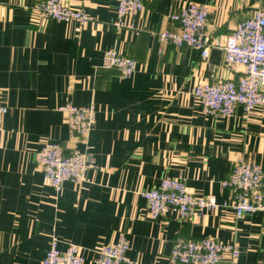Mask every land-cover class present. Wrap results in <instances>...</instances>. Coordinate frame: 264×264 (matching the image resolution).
Segmentation results:
<instances>
[{
	"label": "crops",
	"instance_id": "0c3cea01",
	"mask_svg": "<svg viewBox=\"0 0 264 264\" xmlns=\"http://www.w3.org/2000/svg\"><path fill=\"white\" fill-rule=\"evenodd\" d=\"M39 1L0 0V105L8 108L0 113V264H42L54 237L61 250L79 245L84 264H99L100 248L122 235L131 264H170L177 239L206 236L238 244L235 262L220 264H264V210L237 219L222 183L239 160L264 168V107L207 114L194 86L236 80L243 66L226 65L221 46L202 58L159 37L177 27L171 12L195 2L208 7L210 39L223 45L264 0H144L122 27L118 0H63L92 16L86 24L39 18ZM110 48L136 59L131 76L102 68ZM69 103L96 108L87 143L70 132L60 109ZM45 142L90 153L98 167L57 192L36 159ZM166 176L214 195L219 207L197 221L176 210L153 219L142 192Z\"/></svg>",
	"mask_w": 264,
	"mask_h": 264
},
{
	"label": "built area",
	"instance_id": "2783aa9c",
	"mask_svg": "<svg viewBox=\"0 0 264 264\" xmlns=\"http://www.w3.org/2000/svg\"><path fill=\"white\" fill-rule=\"evenodd\" d=\"M144 8V0H118L115 25L125 26L128 15L142 12ZM33 10L37 17L43 19L79 24H86L93 19L83 8L70 7L63 0H41ZM208 15V7L195 2L171 12L169 18L177 27L161 31V42L196 48L200 50L202 58L208 56L212 47L221 46L224 63L228 66L241 65L244 73L236 80L199 82L193 88V96L204 112L214 116H232L238 106H242L246 114L252 113L256 107H264V10L259 8L252 16L241 20L228 34L223 45L211 41ZM102 68L114 69L121 77L127 78L136 71L137 61L110 48L104 52ZM60 109L67 115L71 134L87 143L97 119L95 106L69 103ZM7 111L6 106L0 105L1 114ZM36 159L57 192H60L66 181L75 184L86 182L88 170L98 167L90 153L77 148L67 151L62 144L53 142L43 143L36 153ZM222 183L232 190L231 206L237 219L246 213L264 210V168L259 164L237 161ZM142 195L148 202V213L153 219L176 210L181 219L197 221L205 209L219 207L214 195H197L184 180L172 176L164 177L156 186L144 190ZM129 249L130 241L122 235L117 242L100 248L99 264H131ZM239 255L240 248L236 242L223 243L212 236L177 239L170 255V264H220L227 256L235 262ZM84 261L79 245L72 243L61 250L58 239L54 237L42 264H84Z\"/></svg>",
	"mask_w": 264,
	"mask_h": 264
}]
</instances>
